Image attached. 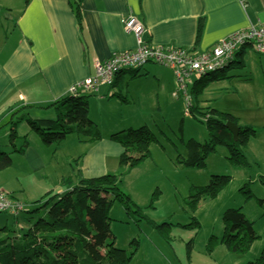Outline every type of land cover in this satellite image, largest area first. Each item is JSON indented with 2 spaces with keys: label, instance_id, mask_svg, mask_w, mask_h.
<instances>
[{
  "label": "crops",
  "instance_id": "0c3cea01",
  "mask_svg": "<svg viewBox=\"0 0 264 264\" xmlns=\"http://www.w3.org/2000/svg\"><path fill=\"white\" fill-rule=\"evenodd\" d=\"M70 1L0 0V9L3 10V20L0 19V150H10L8 137L12 131L18 136H27L29 141L23 153H12L11 163L13 158L21 156V160L29 161L33 165L31 167L38 170L46 167L48 158L60 152L74 159L78 152L73 148L68 150L72 140L68 141V135L58 144H52L54 148L50 155L40 136L30 129L27 119H55L54 108L47 105L67 95L72 85L92 75L95 61L107 59L114 51L136 46L134 34L128 32L123 24L129 13L135 14L145 24L146 40L156 44L194 46L197 49H207L235 30L264 21V0H82V24L79 26ZM201 16L204 26L199 42L195 44L197 21ZM8 20H11V24L6 23ZM159 66L145 64L132 77L121 72L116 75L114 86L101 85L97 91L88 93L110 98L113 97L110 93L120 90L129 100L128 103L141 111L148 110L153 103L158 106L163 96L177 100L178 97L172 96L176 87L172 70ZM257 74L264 80V53L254 51L247 44L236 53L234 61L227 67V77L208 81L203 90H221L230 85L239 93V83L233 82L252 80ZM259 104H264V98ZM199 105L202 108L209 106ZM212 107L230 113L242 125L258 128L245 148L248 161L256 169L233 168L228 163L233 172L241 177V183L250 181L258 184V175H264V110L247 115L238 108ZM251 107V104L245 106L246 109ZM89 117L97 122L90 112ZM132 118V121L113 120L114 124L104 133L100 131L103 135L100 140L89 141L74 133L76 140L85 146L78 156L79 169L75 172L71 164L70 169L66 163L50 162L55 178L54 184L47 189L36 194H29L25 188H20L21 185L16 188H3L5 186L0 185V189L13 194L14 198H17L16 194L25 193L26 199L32 202L46 193H60L68 189L71 184L63 182L64 178L70 177L75 182L79 174L92 177L109 172L111 168H108L107 158H119L123 150L119 143L110 139V135L119 131L117 129L148 125L143 114L134 113ZM186 153V149L182 151L183 156ZM150 158L151 155L123 177L132 175L134 182L141 181L142 175L152 170ZM255 186L257 193L252 192L254 196L255 193L264 195V186ZM146 188V193H149L151 187ZM131 195L135 204L139 206L143 203ZM252 200L244 202L241 199L236 204L239 206L229 207H241L254 228V223L264 216L257 202ZM21 225L26 227L27 224L21 221ZM255 232L263 237L261 232ZM248 261H252V258L247 256L238 264Z\"/></svg>",
  "mask_w": 264,
  "mask_h": 264
},
{
  "label": "trees",
  "instance_id": "16d2710c",
  "mask_svg": "<svg viewBox=\"0 0 264 264\" xmlns=\"http://www.w3.org/2000/svg\"><path fill=\"white\" fill-rule=\"evenodd\" d=\"M70 4L81 26L82 0H71ZM203 26L204 18L201 16L197 21L195 44L199 42ZM226 69L209 74L206 81L200 82L206 77L197 80L190 90L192 98L187 113L205 124L208 137L204 141L186 140V155L176 157V161L184 166H203L206 157L222 144L227 150L226 160L233 168L252 170L245 148L258 128L242 125L230 113L211 106L202 108L198 102V95L207 81L226 78ZM139 72L140 69L123 71L131 77ZM116 80L115 77L112 86ZM90 95L88 92L68 93L50 103L47 107L54 108L55 119H27L30 129L46 145L58 144L71 133L82 135L89 141L102 139V133L89 117ZM110 96H116L124 103L129 102L120 90L110 93ZM227 121L238 126L236 139L226 127ZM8 139L10 150H0V170L10 166L12 153H23L29 143L27 136H18L14 131ZM110 139L123 149L118 159L119 170L92 177L79 174L75 182L70 177L64 178L63 182L71 184L68 189L60 193H46L30 202L29 206L24 204L23 210L11 215L13 224L19 227L18 232L7 229L6 225L0 228V264H130L136 247L126 250L115 245V237L110 231L112 218L109 211L114 202L120 203L135 222L144 219L162 230V226L149 220L142 208L120 186L122 177L150 156V145L157 141L155 135L147 126L141 125L114 132ZM230 180V174H211L207 184L191 190L186 200L190 209L194 211L204 199L215 198ZM258 181L264 186V175H258ZM250 184L247 181L239 188L244 202L255 197ZM156 198L157 191H154L150 205ZM255 199L264 216V197ZM192 218L196 224V218ZM21 221L26 222V227L21 225ZM222 221L223 234L219 239L210 236L208 250L220 242L230 252H248L259 235L242 208L227 207L222 213ZM245 264H264V242L259 256Z\"/></svg>",
  "mask_w": 264,
  "mask_h": 264
},
{
  "label": "rangeland",
  "instance_id": "374dc122",
  "mask_svg": "<svg viewBox=\"0 0 264 264\" xmlns=\"http://www.w3.org/2000/svg\"><path fill=\"white\" fill-rule=\"evenodd\" d=\"M2 18L3 10L0 11V19ZM6 23L11 24V20ZM150 65L159 66L156 63L146 64V66ZM233 83H239L237 84L239 93L235 87L230 85L221 90H202L198 95V102L211 107H230L235 110L238 108L247 115L264 110V104H259V101L264 98V80L258 74L254 75L252 80H240ZM88 102L89 112L97 120L93 122L102 133L112 123L114 124L113 120L120 122L130 119L132 121L134 113H139L146 117L147 127L157 139L150 148L152 170L142 175L141 181L134 182L132 175L125 176L126 178L121 179L120 186L130 194L133 201L131 194L136 200L143 202L139 204L143 213L153 223L162 226L160 227L162 232L147 220L141 219L135 222L118 202H114L109 211L112 218L110 231L115 237V245L126 250L136 247L130 264H238L242 258L247 256L252 258V261L259 256L264 242V218L254 223L255 231L261 232L263 237L255 240L256 244L252 245L251 252H230L224 244L219 242L212 250L207 248L211 235L219 239L223 234V210L229 206H239L236 204L242 199L239 188L243 183L240 181L239 174L234 173L228 165L225 159L227 150L222 144H219L216 151L206 157L203 166L187 167L176 161L179 154L183 156L182 151L186 149V140L193 138L204 141L208 137L205 124L187 113V103L182 96L177 100L163 96L158 106L153 103V106L145 111L129 103L121 102L116 96L101 98L97 93H93L89 96ZM247 104H251L252 109H246ZM68 137V141L72 139L68 150L74 149L78 152L74 159L60 152L59 155L56 154L46 160L48 163L45 168L36 170L32 168V163L24 162L21 156H18L12 159L11 165L6 170H0V185H4L3 188H9L8 186L16 188L15 186L21 185L20 188H25L28 193L30 192L29 194H36L54 184L55 175L52 173L53 169L50 168V162L55 164L61 162L63 165L66 163L69 168L71 164L77 172L80 166L79 155L82 154L85 146L76 140L74 133L68 134ZM44 146L48 148V153L51 155L54 145L45 144ZM118 159L107 158L106 163L108 168H111L109 172L119 170V167L115 169ZM252 168L256 169V166L253 165ZM220 173L230 174V182L215 198L202 200L192 211L186 202L191 190L207 184L211 174ZM252 183L250 184L251 191L256 192L255 185L260 187L261 184L254 182L252 185ZM143 184L146 190H148L146 187H151L149 193H146ZM154 191H157V198L150 205ZM256 193V197H264ZM15 196L17 200L29 206L30 201L26 199L25 193ZM252 201H256L255 198ZM23 215L25 216V213ZM193 216L196 218V224L193 222ZM4 225L7 229L18 232L19 227L13 224L12 216L0 212V228ZM0 234H2L1 230Z\"/></svg>",
  "mask_w": 264,
  "mask_h": 264
},
{
  "label": "built area",
  "instance_id": "2783aa9c",
  "mask_svg": "<svg viewBox=\"0 0 264 264\" xmlns=\"http://www.w3.org/2000/svg\"><path fill=\"white\" fill-rule=\"evenodd\" d=\"M123 24L128 32L134 34L136 46L114 51L107 59L95 61L93 74L72 85L70 93L95 92L101 85H112L116 75L125 70L141 69L147 63H156L172 70L176 82L172 96H182L187 103V111L192 98L190 90L197 80L227 68L244 45L264 53V21L235 30L207 49L152 43L144 38L145 24L133 13L124 18ZM23 207L22 201L0 189V212L17 214Z\"/></svg>",
  "mask_w": 264,
  "mask_h": 264
},
{
  "label": "water",
  "instance_id": "95a60500",
  "mask_svg": "<svg viewBox=\"0 0 264 264\" xmlns=\"http://www.w3.org/2000/svg\"><path fill=\"white\" fill-rule=\"evenodd\" d=\"M225 125L229 129V131L232 133L233 138L236 139L237 134H238V126L231 121H227Z\"/></svg>",
  "mask_w": 264,
  "mask_h": 264
}]
</instances>
